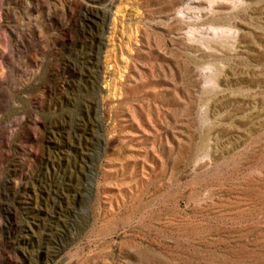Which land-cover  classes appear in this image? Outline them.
<instances>
[{"label":"rangeland","instance_id":"374dc122","mask_svg":"<svg viewBox=\"0 0 264 264\" xmlns=\"http://www.w3.org/2000/svg\"><path fill=\"white\" fill-rule=\"evenodd\" d=\"M0 264H264V0H0Z\"/></svg>","mask_w":264,"mask_h":264}]
</instances>
